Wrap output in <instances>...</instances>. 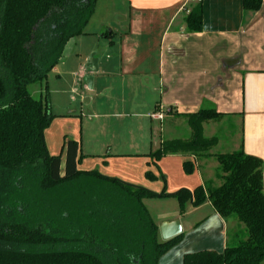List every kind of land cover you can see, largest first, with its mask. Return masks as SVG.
I'll return each mask as SVG.
<instances>
[{"label": "crops", "instance_id": "obj_1", "mask_svg": "<svg viewBox=\"0 0 264 264\" xmlns=\"http://www.w3.org/2000/svg\"><path fill=\"white\" fill-rule=\"evenodd\" d=\"M191 1H96L84 34L67 45L48 75L54 83L55 117L45 130L51 155L61 153L66 138L74 140L80 144L79 170L174 192L206 182L218 186L214 155L242 149L263 160L264 187V0L255 12L245 11L243 0H201L200 32L187 28ZM204 107L223 115L203 123L204 137L218 138L211 155L151 156L164 140L189 138L184 114ZM157 112L163 119L150 116ZM185 161L195 165L190 174ZM142 203L159 241L161 223H181V240L158 264H183L185 254L202 250L221 252L231 226L239 225L209 201L197 207L187 202L183 213L174 197Z\"/></svg>", "mask_w": 264, "mask_h": 264}, {"label": "trees", "instance_id": "obj_2", "mask_svg": "<svg viewBox=\"0 0 264 264\" xmlns=\"http://www.w3.org/2000/svg\"><path fill=\"white\" fill-rule=\"evenodd\" d=\"M96 1L0 0V264H158L181 235L159 241L158 226L142 200L167 197L177 200L181 213L187 202L197 207L209 201L221 217L239 223L223 251L188 253L183 264H261L262 159L242 149L215 154L222 172L219 186L206 182L194 190L155 192L79 170L77 141L66 138L59 155L49 153L45 130L55 115L48 88L37 99L28 86L47 81L67 45L84 34ZM262 1L243 0V8L258 11ZM185 21L189 31H202L201 0L188 9ZM184 116L191 136L162 141L152 157L211 155L218 138L204 137L203 123L222 113L204 107ZM183 168L190 174L195 165L185 161Z\"/></svg>", "mask_w": 264, "mask_h": 264}, {"label": "rangeland", "instance_id": "obj_3", "mask_svg": "<svg viewBox=\"0 0 264 264\" xmlns=\"http://www.w3.org/2000/svg\"><path fill=\"white\" fill-rule=\"evenodd\" d=\"M199 2V0H192L191 3L189 4V8H192L193 6L197 5V3ZM188 8V9H189ZM52 84L53 83V80L51 78V80H48L47 78V81H37V82H34V83H31L29 86H28V90L29 92L31 93V95L34 97V98H42V97H45L46 96V86L48 88V94H49V103H50V107H51V88L54 87ZM78 93H80V90L77 91ZM79 96V95H78ZM218 161V160H217ZM222 173V172H221ZM87 180H82L80 182V186L79 187H83V186H86L87 184ZM89 181V180H88ZM222 183V179H218V186ZM100 190H102L103 188L102 187H99ZM101 195V194H100ZM71 195H69L70 197ZM149 208L151 209V211L153 212V214H157L156 213V206H152L151 204L149 205ZM236 227L235 226H231V229L230 231L234 230ZM261 264H264V261L261 263Z\"/></svg>", "mask_w": 264, "mask_h": 264}, {"label": "water", "instance_id": "obj_4", "mask_svg": "<svg viewBox=\"0 0 264 264\" xmlns=\"http://www.w3.org/2000/svg\"><path fill=\"white\" fill-rule=\"evenodd\" d=\"M159 231L164 241L174 238L182 233V227L179 220L164 221L159 226Z\"/></svg>", "mask_w": 264, "mask_h": 264}, {"label": "built area", "instance_id": "obj_5", "mask_svg": "<svg viewBox=\"0 0 264 264\" xmlns=\"http://www.w3.org/2000/svg\"><path fill=\"white\" fill-rule=\"evenodd\" d=\"M150 116L157 119H163L164 114L163 112H157V113H151Z\"/></svg>", "mask_w": 264, "mask_h": 264}]
</instances>
